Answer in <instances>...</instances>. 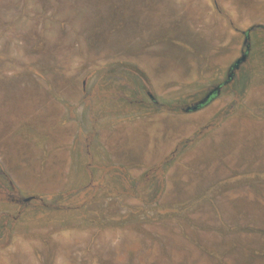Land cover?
Wrapping results in <instances>:
<instances>
[{
    "label": "rangeland",
    "instance_id": "obj_1",
    "mask_svg": "<svg viewBox=\"0 0 264 264\" xmlns=\"http://www.w3.org/2000/svg\"><path fill=\"white\" fill-rule=\"evenodd\" d=\"M228 19L264 23V0H0V165L56 207L73 190L69 128L56 158V108L66 121L63 102L78 100L85 74L139 63L162 93L182 80L207 88L241 45ZM254 72L235 117L167 173L161 203L104 183L66 211L30 210L0 228V264H264V67ZM220 183L211 202L196 200Z\"/></svg>",
    "mask_w": 264,
    "mask_h": 264
},
{
    "label": "flooded vegetation",
    "instance_id": "obj_2",
    "mask_svg": "<svg viewBox=\"0 0 264 264\" xmlns=\"http://www.w3.org/2000/svg\"><path fill=\"white\" fill-rule=\"evenodd\" d=\"M228 24L241 45L236 47L222 81L207 88L185 91L193 83L182 80L162 93L139 63L116 61L105 67L107 71H88L77 90L78 100L63 102L66 121H61L56 108V158L62 151L57 134L61 127L69 128V186L73 190L59 193L58 205L51 207L38 195H25L0 165V206L15 208V213L0 211L1 236L30 210L66 211L71 208L63 201L87 198L108 184H116L119 196L134 200L148 188L150 203H161L167 173L190 148L235 117L253 86L254 71L260 64L264 67V23L237 25L228 19ZM171 66L161 73L169 76L174 68ZM194 116L205 118L195 122ZM213 187L227 185L201 189L203 195L196 200L211 202L205 193Z\"/></svg>",
    "mask_w": 264,
    "mask_h": 264
},
{
    "label": "water",
    "instance_id": "obj_3",
    "mask_svg": "<svg viewBox=\"0 0 264 264\" xmlns=\"http://www.w3.org/2000/svg\"><path fill=\"white\" fill-rule=\"evenodd\" d=\"M209 98V97H208Z\"/></svg>",
    "mask_w": 264,
    "mask_h": 264
}]
</instances>
